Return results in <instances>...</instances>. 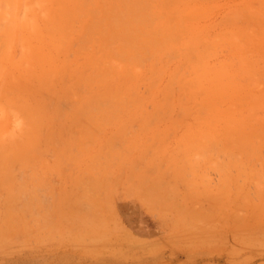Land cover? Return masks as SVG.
Instances as JSON below:
<instances>
[{"label":"rangeland","instance_id":"rangeland-1","mask_svg":"<svg viewBox=\"0 0 264 264\" xmlns=\"http://www.w3.org/2000/svg\"><path fill=\"white\" fill-rule=\"evenodd\" d=\"M17 5L0 264H264V0Z\"/></svg>","mask_w":264,"mask_h":264},{"label":"bare ground","instance_id":"bare-ground-1","mask_svg":"<svg viewBox=\"0 0 264 264\" xmlns=\"http://www.w3.org/2000/svg\"><path fill=\"white\" fill-rule=\"evenodd\" d=\"M2 1V0H1ZM6 1V9H4L3 7H1L3 10H0V13L3 14V18L6 20L4 23H1L0 24V32H2V35L5 34L6 36V40L7 39H10V38H13L12 36V33L15 35L16 34V28L17 26L19 25H26V26H31L33 21L28 19V18H15V14H16V6L17 5V0H5ZM176 1V0H175ZM2 4V2H1ZM3 6H4V3H3ZM137 9V8H136ZM258 10V9H257ZM255 12H256V9H255ZM260 12V11H259ZM264 13V12H263ZM263 13H260V14H263ZM255 16V15H254ZM262 17V16H261ZM263 17H264V14H263ZM242 18V17H241ZM234 19V18H233ZM247 19V18H246ZM253 19L256 20V18L253 17ZM257 19H260V18H257ZM237 21V20H236ZM249 21V19H248ZM247 21V22H248ZM251 22V21H250ZM253 22V20H252ZM253 23H256V22H253ZM263 23V20L262 22ZM257 24V23H256ZM264 24V23H263ZM260 24H258L257 26H259ZM32 28V26H31ZM33 29V28H32ZM35 33V32H34ZM9 48H10V45H9ZM25 48V47H24ZM23 48V49H24ZM26 52V51H25ZM4 53V52H3ZM6 57V56H5ZM30 60V59H29ZM13 65V64H12ZM225 67V65H224ZM0 70H2L0 68ZM3 73V72H2ZM248 74V73H247ZM1 75V74H0ZM47 83V82H46ZM27 134V133H26ZM26 147V146H25ZM27 148V147H26ZM24 150V149H23ZM28 151V150H27ZM200 151V150H199ZM236 151V150H235ZM234 151V152H235ZM33 161V160H32ZM249 170V169H248ZM249 172V171H248ZM250 173V172H249ZM255 173V172H254ZM39 176V175H38ZM252 176V175H251ZM255 176V175H254ZM95 178V177H94ZM96 179V178H95ZM233 179V178H232ZM92 181V180H91ZM90 181V182H91ZM237 181V180H236ZM92 183V182H91ZM227 187V186H226ZM219 188V187H218ZM244 188V187H243ZM224 189V188H223ZM227 191V190H226ZM232 191V190H231ZM245 191V190H244ZM234 192V191H233ZM243 192V191H242ZM241 192V193H242ZM219 194V193H218ZM217 197V196H216ZM152 202V201H151ZM245 202V201H244ZM39 203V202H38ZM154 203V202H152ZM152 208V207H151ZM96 210V209H95ZM155 210V208H154Z\"/></svg>","mask_w":264,"mask_h":264}]
</instances>
